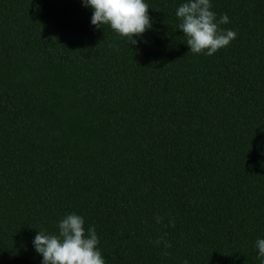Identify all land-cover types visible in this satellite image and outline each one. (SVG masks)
<instances>
[{"label":"trees","instance_id":"trees-1","mask_svg":"<svg viewBox=\"0 0 264 264\" xmlns=\"http://www.w3.org/2000/svg\"><path fill=\"white\" fill-rule=\"evenodd\" d=\"M144 2L133 45L83 0H0V264H42L71 213L105 264L264 259V0H210L236 33L212 56L187 0Z\"/></svg>","mask_w":264,"mask_h":264},{"label":"clouds","instance_id":"clouds-1","mask_svg":"<svg viewBox=\"0 0 264 264\" xmlns=\"http://www.w3.org/2000/svg\"><path fill=\"white\" fill-rule=\"evenodd\" d=\"M83 4L93 9L92 25L97 28L110 26L119 36L126 37L128 44L135 45L137 40L133 38L142 36L152 27L149 7L144 0H83ZM211 7L210 0H187L177 8L178 28L182 30L193 54L212 56L236 37L234 31L219 27L230 22L228 15L217 19ZM162 219L157 216V223ZM171 225L174 227V221ZM153 243L171 247L170 242L161 239ZM98 244L95 226L86 229L84 218L75 213L59 221L58 234L38 231L33 240L35 251L43 257L42 264H105ZM255 246L258 256L264 258V239H258ZM261 264H264V259Z\"/></svg>","mask_w":264,"mask_h":264}]
</instances>
